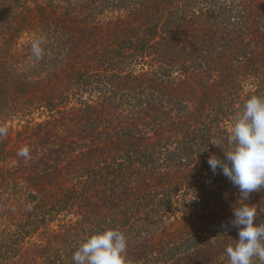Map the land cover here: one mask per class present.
<instances>
[{
	"label": "trees",
	"instance_id": "1",
	"mask_svg": "<svg viewBox=\"0 0 264 264\" xmlns=\"http://www.w3.org/2000/svg\"><path fill=\"white\" fill-rule=\"evenodd\" d=\"M252 95L264 0H0V264H74L107 229L127 264H228L233 208L264 222V189L208 158Z\"/></svg>",
	"mask_w": 264,
	"mask_h": 264
},
{
	"label": "clouds",
	"instance_id": "2",
	"mask_svg": "<svg viewBox=\"0 0 264 264\" xmlns=\"http://www.w3.org/2000/svg\"><path fill=\"white\" fill-rule=\"evenodd\" d=\"M36 59L43 55L41 40L32 43ZM7 128L0 127V135ZM220 146L216 142H212ZM228 143L232 147L223 157L212 154L208 165L215 174L217 170L239 190L244 200L251 193L264 189V97H248L232 124ZM17 155L30 159V149L25 146ZM259 209L254 203H239L233 208L229 221L237 229L238 238L225 248L228 264H253L254 258L264 264V222H255ZM127 240L123 232L107 229L91 234L73 254L74 264H127Z\"/></svg>",
	"mask_w": 264,
	"mask_h": 264
}]
</instances>
